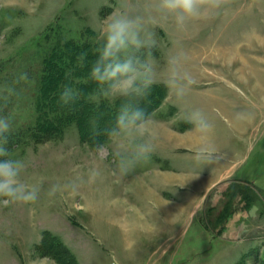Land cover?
<instances>
[{"label":"rangeland","instance_id":"374dc122","mask_svg":"<svg viewBox=\"0 0 264 264\" xmlns=\"http://www.w3.org/2000/svg\"><path fill=\"white\" fill-rule=\"evenodd\" d=\"M143 2L0 0V118L10 122V158L25 165L18 180L37 192L27 203L0 197V264H264V0H227L185 31L149 25L157 83L131 100L149 113L143 134L111 136L105 116L94 135L88 110L79 129V101H119L79 87L103 21ZM178 51L196 80L182 101L164 83ZM63 82L87 96L62 99ZM202 149L211 155L197 160Z\"/></svg>","mask_w":264,"mask_h":264},{"label":"clouds","instance_id":"9594fccd","mask_svg":"<svg viewBox=\"0 0 264 264\" xmlns=\"http://www.w3.org/2000/svg\"><path fill=\"white\" fill-rule=\"evenodd\" d=\"M227 4V0H144L142 5H126L124 10L114 11L102 23L103 42L96 50V58L91 62L88 80L96 87L93 96L101 101H123L115 116V128L109 134L114 136L116 130L135 129L143 134L145 125L149 123L146 107L133 106L131 100L136 97L146 98L157 83L156 62L152 49L156 47L154 32L149 25L161 22L172 23L178 31L195 27L196 22L210 18ZM83 59V56H81ZM185 54L175 52L167 58L165 85L182 101L196 83L191 72L185 67ZM74 95L87 96V93H73L69 87L62 93V99H70ZM103 113L93 114V133L96 134L99 119ZM195 112L193 119L196 130L204 133L209 125ZM10 122L0 118V197L11 198L12 201L25 203L37 199L35 189L25 191V186L18 177L24 168V162L12 159L9 155L7 135ZM103 151V146L98 145ZM153 151L151 143L140 145V152L147 155ZM210 153L202 149L196 154L201 160ZM96 173H93L95 177ZM9 201L5 200L7 204Z\"/></svg>","mask_w":264,"mask_h":264},{"label":"trees","instance_id":"16d2710c","mask_svg":"<svg viewBox=\"0 0 264 264\" xmlns=\"http://www.w3.org/2000/svg\"><path fill=\"white\" fill-rule=\"evenodd\" d=\"M86 54H87V52H86ZM82 55H84V54H82ZM94 59H95L94 56L87 55V57H86V60H87L88 63H90V65H91L92 60H94ZM49 84H48V86H49ZM54 85L52 86V89H49L48 87H47V89H43V92L46 93V94L48 92V94H49L52 91H55V90L57 91L58 90V86H54ZM66 87H70V85L65 83V82H63V84H61V88L64 89V91H65ZM79 87H80L81 91H84L85 89H88V90L90 89L92 91V93H93V90L95 89L96 85L93 82L88 81L87 83H84V84L80 85ZM122 102L123 101L119 100L116 103V107L115 108H111L109 106H106L104 103L96 105L93 102H89L87 100L85 101L83 99L81 101H79L77 107L75 106L78 109L77 110V117H75V118L78 121V125H79L80 131L85 133V128L83 129V124H84V120L83 119L86 118V116H85V111L86 110H88L90 112L92 117H93L94 113H103L102 117L100 118L101 121H105L106 119L104 117L107 116L108 117L107 122L109 123V125L113 126V122H114L115 116H116V114L118 112V106H120V104ZM72 118H74V117H72ZM42 124H43V127L46 126V127H50L51 128V125L52 124L54 125V122L52 123V122L47 121V122H43ZM45 242L46 241H44V245H43L44 247H45Z\"/></svg>","mask_w":264,"mask_h":264},{"label":"crops","instance_id":"0c3cea01","mask_svg":"<svg viewBox=\"0 0 264 264\" xmlns=\"http://www.w3.org/2000/svg\"><path fill=\"white\" fill-rule=\"evenodd\" d=\"M174 169V168H173ZM216 172H217V175L218 174H220V171H216L215 169H214V173L216 174ZM200 175V174H199ZM205 175V174H204ZM212 175H210L209 174V177H211ZM209 177H208V179H209ZM211 179L212 180H217V181H219L221 178H217V177H211ZM136 187H139V185H136ZM138 191H139V188L137 189ZM137 191V192H138ZM144 193L145 194H147V195H145V194H143V196L145 195V199H144V203H147L148 204V201H150L151 200V198H150V200L148 199L149 197H147V196H150V195H148L149 193H147V191H144ZM147 197V198H146ZM161 201V199H154L153 200V202H150L149 203V205H153V203H154V205H156V206H158V207H160V206H162V203L160 202ZM150 207V206H149ZM149 207L147 208V209H149ZM151 208V207H150ZM48 231H45V232H43V234H42V238H41V240L40 241H38V242H35V243H33V244H28V243H25V246H24V249H23V252H24V254H26V255H28V256H30L31 255V251H30V248H32L31 250H33V248L35 247V246H37L38 245V243L40 242V244H41V242H42V240H43V235L45 234V233H47ZM49 233V232H48ZM42 262H44V263H38V261H36V263L35 264H51V263H48V262H45L44 260L42 261Z\"/></svg>","mask_w":264,"mask_h":264}]
</instances>
